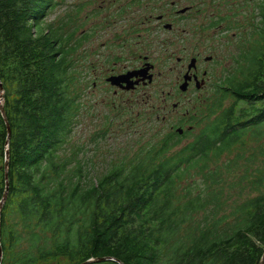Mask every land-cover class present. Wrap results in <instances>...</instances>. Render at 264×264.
Here are the masks:
<instances>
[{
	"label": "trees",
	"instance_id": "trees-1",
	"mask_svg": "<svg viewBox=\"0 0 264 264\" xmlns=\"http://www.w3.org/2000/svg\"><path fill=\"white\" fill-rule=\"evenodd\" d=\"M57 5L0 0L1 105L10 128L6 146L0 114V200L6 149L9 155L0 264L101 258L122 264H259L264 171L249 164L232 179L222 170L231 172L237 160L253 162L248 143L264 140V0H253L249 19L236 22V29L250 30L239 37L224 88L213 99L216 118L173 153V141L138 147L130 156L131 147L122 148L98 178L86 151L72 141L79 113L72 33L66 24L44 21ZM225 100L232 102L224 108ZM245 189L250 198L227 206L228 199H242Z\"/></svg>",
	"mask_w": 264,
	"mask_h": 264
},
{
	"label": "flooded vegetation",
	"instance_id": "flooded-vegetation-1",
	"mask_svg": "<svg viewBox=\"0 0 264 264\" xmlns=\"http://www.w3.org/2000/svg\"><path fill=\"white\" fill-rule=\"evenodd\" d=\"M251 2L99 0L87 4L86 29L75 22L71 40L78 110L84 105L89 110L91 96L110 93L111 109L106 108L125 117L120 118L121 123L137 128L146 120L141 112L131 116L132 108L139 103L148 107L146 102L155 100L156 105L149 108L162 122L163 141L189 143L186 137L211 113L213 97L221 93L230 72L229 49L236 34H229L232 29L226 18H219L216 12L223 8L229 11L224 17H229L237 8L248 9ZM78 10L80 13L75 5ZM111 78L119 80L108 81ZM206 92L209 98L204 96ZM187 124L188 130L177 134Z\"/></svg>",
	"mask_w": 264,
	"mask_h": 264
},
{
	"label": "rangeland",
	"instance_id": "rangeland-1",
	"mask_svg": "<svg viewBox=\"0 0 264 264\" xmlns=\"http://www.w3.org/2000/svg\"><path fill=\"white\" fill-rule=\"evenodd\" d=\"M99 0H56L58 5L47 14L46 18H44L46 25H53L54 27H60L62 24H66L67 27H64L65 31L68 33H72L73 28L76 27L75 22L77 26H85L84 29H86V26L88 22L85 20L86 15V6L89 3L94 2L95 4H98ZM253 4V0L251 4L248 6L251 7ZM75 5H79V9H81L80 13L79 10L75 11ZM82 9L84 11L82 12ZM229 13L228 10H224L223 8H220L217 10L216 14L219 18H228L231 20V23H234L233 29L229 31V34L234 33L236 34V39L233 40V46L229 49L230 53L233 55L236 53V45L239 43V37H243L246 35V31L250 30L249 25H244L241 29H236V22L237 20L243 25L244 20H248V17H245L248 15V9H244L241 14L231 15L229 17H224ZM242 17V18H241ZM45 27V26H44ZM243 33V34H240ZM82 41H85L83 39ZM86 47V44L83 45V48ZM173 65H176L175 62H172ZM233 65V60L231 58V66ZM226 68L228 69V65L225 64ZM230 66V69H231ZM73 69V67H72ZM74 78V77H73ZM74 93V89H73ZM215 95V94H214ZM217 95V94H216ZM215 95V96H216ZM204 96H208V93H204ZM214 96V97H215ZM213 97V99H214ZM112 99L111 94H104L102 92L97 93L95 96H91L87 100H91L88 105L89 110H86V106L84 105L82 107V110L79 111L77 116V124L74 128V134H73V140L76 144V146H79L82 148V150L86 151V158H89L92 164L94 165V172H91L93 176L99 177L101 174L105 173L107 170V162L109 160H113L117 157V154L120 153V150L124 147H127V151L130 149V152L128 153L129 156L135 152L138 147L140 148H148L151 145L160 144L163 141V138L165 136L164 131L161 129L162 122L159 120H156V118L153 116V113H150L149 106L156 105L155 100L150 101L148 104V107L145 105H142L139 103L138 107L132 108L131 110V116H134L137 112H141L142 119H145L146 122H140L137 125V128L135 126H128L127 123H121L120 118L123 116H118L119 112H110L111 105L109 99ZM143 98V97H142ZM108 100V104L103 103V100ZM85 101V97L83 99V102ZM232 101L231 100H225L224 101V108L227 107ZM210 104V103H209ZM93 105V108H92ZM170 102L167 104V109H169ZM109 109H107V108ZM213 107V106H212ZM92 108V109H91ZM211 113L205 117L202 118L196 123L191 130L192 132L189 133V135L186 137V141L189 143L196 138L200 134V132L209 124L212 122L216 116L219 114V112H216L215 114H212V108L209 109ZM209 110L207 111L209 113ZM114 111V110H113ZM148 114L150 117H148ZM112 117H114L112 128L108 130L107 124L109 123L108 120H110ZM118 118V119H117ZM125 118V117H123ZM108 121V123H107ZM119 126V130H118ZM188 124L185 125L183 128L184 131L188 130L187 128ZM108 130V131H107ZM107 131L104 138H99L100 135L97 137L98 134H102L103 132ZM137 132V133H135ZM141 134V135H140ZM175 134V133H174ZM135 142V143H134ZM188 144L187 142L178 143V145L170 151V153H173L176 150H179L181 147ZM132 146L134 147V150L132 149ZM248 148L250 150L255 151V160L252 162L250 161L247 164L243 163V160H237L235 163L236 167L231 168V172L227 171L225 169L222 170L223 173L229 174L231 173L232 179L237 178L244 170V168L249 165L253 164V167L255 169H261L264 171V140L255 142L253 140H250V143H248ZM239 149V148H238ZM248 150H243L241 154L246 152ZM233 155L237 154V150L233 151ZM246 155H244L245 157ZM79 158L85 161L81 155H79ZM232 156H230L228 159H231ZM194 171V170H192ZM195 172V171H194ZM194 172H191V176L194 178ZM197 184L200 186L201 181L199 178H197ZM224 186V185H223ZM249 191L245 189L244 196L242 199L238 201H234V199H228L229 204L227 206L235 205L237 203L242 202L248 197ZM230 210L227 211L229 213ZM200 216L196 217L198 220Z\"/></svg>",
	"mask_w": 264,
	"mask_h": 264
},
{
	"label": "water",
	"instance_id": "water-1",
	"mask_svg": "<svg viewBox=\"0 0 264 264\" xmlns=\"http://www.w3.org/2000/svg\"><path fill=\"white\" fill-rule=\"evenodd\" d=\"M110 80L118 81L119 79L111 78L108 81H110ZM1 94H2V86L0 84V114H1L2 119L4 120V123H5V126H6V132H7L6 146H7L9 138H10V128H9V125H8V122H7V119H6L5 112H4V110L2 108V105H1V102H2ZM182 131H183L182 129H177L176 130V132L178 134L182 133ZM8 158H9V155H8V151L6 149V151H5V161H4V182H5V187H4V192H3L2 198L0 200V209H1V206H2L3 202L5 201V199L7 197V192H8V181H7ZM0 260H1V249H0ZM104 261H114L117 264H122L121 262H119L117 260H114L112 258L90 259V260H87L86 262H84L82 264H90V263L104 262ZM259 264H264V252H263V255H262L261 259H260Z\"/></svg>",
	"mask_w": 264,
	"mask_h": 264
}]
</instances>
